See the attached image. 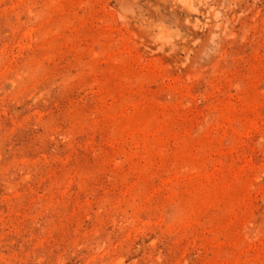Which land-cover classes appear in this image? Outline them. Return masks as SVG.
<instances>
[{
    "label": "rangeland",
    "instance_id": "rangeland-1",
    "mask_svg": "<svg viewBox=\"0 0 264 264\" xmlns=\"http://www.w3.org/2000/svg\"><path fill=\"white\" fill-rule=\"evenodd\" d=\"M0 264H264V0H0Z\"/></svg>",
    "mask_w": 264,
    "mask_h": 264
}]
</instances>
